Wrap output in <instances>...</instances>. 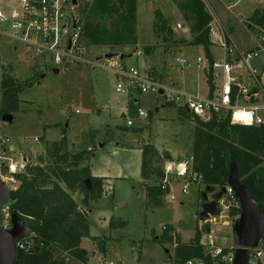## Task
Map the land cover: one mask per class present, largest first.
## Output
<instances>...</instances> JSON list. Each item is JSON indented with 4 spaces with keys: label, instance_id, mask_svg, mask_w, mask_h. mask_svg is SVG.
Returning <instances> with one entry per match:
<instances>
[{
    "label": "rangeland",
    "instance_id": "rangeland-1",
    "mask_svg": "<svg viewBox=\"0 0 264 264\" xmlns=\"http://www.w3.org/2000/svg\"><path fill=\"white\" fill-rule=\"evenodd\" d=\"M75 1L74 10L78 15L80 5L87 0ZM205 2L217 15H214V25L218 22L227 28L240 51L255 45L246 19L255 8H264V0ZM157 7L167 18L176 38H189L187 26L174 28L175 21L182 24V19L170 0H136V45L114 50L91 46L88 55L123 54L121 62L125 65L150 70L167 84L206 95L205 85L199 79L203 71L196 68L198 57L204 65L208 62L201 46L166 47L164 44L149 50L144 48L155 43L153 9ZM13 45L17 51H12V44L0 37V74L2 65L18 80L34 77L33 84L19 94V110L13 113L12 120L3 121L0 116V138L9 141L3 155L17 164L18 172L24 171L26 166L43 163L47 159V147L59 138L61 128H65L69 151L90 148L91 156L81 163H88L92 174L106 177L103 195L91 200L87 210L90 233L103 241L104 253L96 240L89 239L83 242V247L88 249L89 262L81 263L63 252L57 254V264H107L110 261L113 264H173V242L157 240L163 232L162 226L167 227V223L172 224L174 234L183 243L192 240L198 229L206 252L231 244V229L224 222L225 209L215 216V221L200 219L202 186L189 184L187 192L182 193V177L172 170L168 175L173 182L172 190L160 205L152 206L145 196L139 173V149L145 144L153 145L159 158L164 159L166 153L171 156L172 163L165 160L162 163H170L173 168L189 161L194 122L186 115L188 112L179 113L176 107L164 105L154 94L126 96L116 92L114 75L106 69L70 64L65 70L59 68L54 72L48 60L26 52L19 43ZM209 52L213 59H223V50L213 42ZM178 58L187 60L189 66L178 65ZM263 61L264 57L259 56L251 59L250 64L256 66V75L264 87ZM250 82L255 83L253 77ZM215 84L220 86L221 80L216 79ZM138 109L145 111L144 118L138 117ZM257 113L264 119V109ZM126 118L132 120L129 129H123ZM136 127L140 130H133ZM7 158L0 166L2 175L8 172L2 170L4 166L8 169ZM72 193L83 208L81 191ZM210 193L206 191L209 197ZM170 195L175 198L170 199ZM7 212L5 208L2 219L5 227H9ZM94 249L100 255L103 253L99 259L90 253Z\"/></svg>",
    "mask_w": 264,
    "mask_h": 264
},
{
    "label": "trees",
    "instance_id": "trees-1",
    "mask_svg": "<svg viewBox=\"0 0 264 264\" xmlns=\"http://www.w3.org/2000/svg\"><path fill=\"white\" fill-rule=\"evenodd\" d=\"M170 1L182 19V25L188 27L189 38H176L167 18L157 7L153 9L155 43L144 48L149 50L164 44L166 47L201 46L208 63H211L209 25L214 19L212 10L205 0ZM78 17L81 21L80 36L87 47L114 50L136 45V0H87L80 5ZM246 24L251 31L255 27L264 28V8H255L246 19ZM1 67L0 116L19 110V94L33 84L34 77L18 80L5 71L4 66ZM205 81L211 95L215 88L211 71L205 72ZM236 90L233 86L232 103H235ZM177 109L179 113L186 114L184 110ZM186 115L194 122L188 173L200 176L199 182L204 191L210 187L212 191L218 189V192L227 185L228 164L232 157L236 161L240 181L261 204L264 214V124L232 123L229 112L213 113L207 120ZM129 128L128 125L123 126V129ZM139 128L133 130L139 131ZM65 131L62 128L61 137L49 144L47 159L43 163L26 166L24 171L13 174L18 186L10 191L14 201L7 207V213L16 212L32 228L20 240L24 246L17 247L14 264H57V254L63 252L81 263H87V252L80 246L82 238L96 240L99 250L104 251L103 241L89 234L84 209L91 200L103 195L104 178L91 176L88 166L81 165L91 156L90 148L69 151ZM140 152L139 173L145 196L149 204L158 206L169 192L168 188L160 187L166 164L162 160L170 162L172 159L167 153L164 159L159 158V153L151 144L143 145ZM2 170L7 172V167H2ZM76 190L82 193L84 208H79L69 193ZM239 213V204L231 205L227 210L232 223L238 219ZM171 231L173 227L167 225L157 240L160 243H174L173 264H184L191 258L209 259L198 229L194 238L187 243L180 242L176 235L170 234Z\"/></svg>",
    "mask_w": 264,
    "mask_h": 264
},
{
    "label": "built area",
    "instance_id": "built-area-1",
    "mask_svg": "<svg viewBox=\"0 0 264 264\" xmlns=\"http://www.w3.org/2000/svg\"><path fill=\"white\" fill-rule=\"evenodd\" d=\"M73 0H0V37L9 42L21 44L26 52H31L35 57L54 66L53 69L64 70L70 64L91 65L110 71L115 78L114 88L116 92L133 96L136 94H154L159 97L163 104L174 106L185 111V106L189 109V114L207 120L213 113L229 112L232 123L241 125L264 124V119L257 113L264 109V99L258 103H248L250 97L259 91H252V88L238 81L236 72L238 69H245L255 80V88L260 90L264 97V92L256 79V68L250 64L251 59L259 56L264 57V28L255 27L250 30L255 45L249 49L240 51L233 43L230 33L223 25L216 23L214 19L209 25V36L211 41L223 50V59H213L211 63L203 64L202 59H196V68L211 71L213 81L221 80L218 90L209 95H200L198 92H190L174 84L156 78L150 70L140 69L136 66L125 65L121 62L120 54L91 57L88 55V47L82 41L81 21L74 10ZM174 28H182L183 25L175 21ZM16 50V47H14ZM44 57V58H43ZM177 64L189 66L187 60L177 59ZM235 86V103L231 102L232 88ZM161 91V93H159ZM241 98V101L239 99ZM242 102V103H238ZM145 111L138 109V117L144 118ZM126 125H132V120L126 118ZM8 139L0 138V166L4 165L3 153L8 149ZM6 175L0 174V179L7 185L10 191L18 186V180L13 176L17 171V164L10 158ZM189 161L180 162L176 167L170 163L164 166V176L161 180V189L168 188L170 193L171 181L169 173H174L182 177L181 192L186 193L189 184H198L200 176H195L187 171ZM180 168V169H179ZM225 192L216 198L219 211H227L231 205L238 204L233 190L228 186ZM174 199L173 195L169 196ZM166 229V226H162ZM171 231V235H175ZM23 247L20 241L17 247ZM247 264H262L264 258V240L256 246L247 248ZM209 259L191 258L184 264H227L234 259L235 246L215 247L208 251ZM107 264H113L109 262Z\"/></svg>",
    "mask_w": 264,
    "mask_h": 264
},
{
    "label": "water",
    "instance_id": "water-1",
    "mask_svg": "<svg viewBox=\"0 0 264 264\" xmlns=\"http://www.w3.org/2000/svg\"><path fill=\"white\" fill-rule=\"evenodd\" d=\"M72 2L75 4L76 1ZM111 55H116V53L106 54V56ZM120 57L122 58L123 55L120 54ZM53 71L57 72V69H53ZM185 111L189 112L187 106H185ZM12 118V113L1 115L3 121H11ZM226 183L233 190L240 207L238 219L232 223L231 227L232 245L235 246L234 259L227 264H247L249 257L247 248L254 247L264 240V214L261 211V204L251 196L246 186L240 181L237 164L232 157L228 164ZM206 191L212 192V189L207 187L202 193L203 202L199 216L203 221L208 220L210 216L219 215L216 198L225 192V187H221L211 199L207 196ZM13 201L14 198L11 197L10 190L0 179V264H14L18 242L32 230L31 226L24 222L16 212H12L9 216V227L2 224L3 211Z\"/></svg>",
    "mask_w": 264,
    "mask_h": 264
},
{
    "label": "crops",
    "instance_id": "crops-1",
    "mask_svg": "<svg viewBox=\"0 0 264 264\" xmlns=\"http://www.w3.org/2000/svg\"><path fill=\"white\" fill-rule=\"evenodd\" d=\"M205 1H207V0H205ZM211 7V6H210ZM212 12H213V10H212ZM213 14L214 15H216V13H214L213 12ZM217 16V15H216ZM214 18H215V16H214ZM10 44H12V46H11V50L12 51H17V47L15 46V45H13V43H11V42H9ZM14 47H16V50L14 49ZM252 48V47H251ZM251 48H249V49H251ZM249 49H247V50H249ZM123 55V54H122ZM264 62V61H263ZM254 66V65H253ZM255 68H256V66H254ZM263 67V66H262ZM262 69V68H261ZM203 71V73H200V81H201V83L203 82V84L205 85V88H206V94H207V90H208V87H207V84H206V81H205V73H204V70H202ZM257 71V70H256ZM57 72H58V70H57ZM33 74V73H32ZM236 76H237V79H238V81H240L241 83H244V84H246L248 87H250V88H252V91H259V92H257L256 94H254V96L252 95L251 97H250V99H249V101H248V103H258V102H261V101H263V99H264V97H263V95H262V93H260V90L258 89H256L255 88V83L253 84V83H251L250 82V79H251V76L249 75V73L245 70V69H243V68H240V69H238V71L236 72ZM250 78V79H249ZM256 79L258 80V82H259V85L261 86V88H262V91L264 92V87L262 86V84H261V82H260V79H258V76L256 75ZM199 81H198V79H196V83H198ZM200 83V84H201ZM214 86L216 87V90H218V86H216V84H214ZM251 99H254L255 101L254 102H252L251 101ZM134 101H137V99L136 98H134L133 99ZM238 103H242V102H238ZM157 110V109H156ZM121 116H123L124 117V114H121ZM62 132V128H61V131H60V136H59V138L61 137V133ZM65 133H66V131H65ZM58 138V139H59ZM57 139V140H58ZM139 151H140V149H139ZM141 153V152H140ZM170 163H172V162H170ZM81 165H83L82 163H81ZM84 165H87L88 166V163L87 164H84ZM89 168V167H88ZM89 173H90V175L91 176H97V175H94V174H92L91 172H90V170H89ZM99 177H103L104 178V186H105V179H106V177H104V176H99ZM140 180H141V178H140ZM142 182V181H141ZM173 183V182H172ZM172 183H171V185H170V192H171V190H172ZM197 186H198V188H200V186L201 185H198L197 184ZM70 194H71V196H72V198L75 200V198H74V195H73V193L72 192H69ZM216 193V191H212L211 193H210V199L213 197V195ZM76 201V200H75ZM76 203L78 204V207L80 208V204L76 201ZM84 208V207H83ZM86 208V209H85ZM84 209H85V211H86V213H87V210H88V206L87 207H85ZM221 211H219V213H220ZM87 216H88V213H87ZM215 217H209V219L208 220H213V221H215ZM224 219H225V221L224 222H227L228 224H229V227H230V229H231V227H232V221L230 220V218H229V216H228V214H226L225 215V217H224ZM208 220H205V221H208ZM167 224H169L170 226H172V224L171 223H167ZM88 226H89V224H88ZM173 227V226H172ZM173 229H174V227H173ZM175 230V229H174ZM208 231H209V229H208ZM89 234L91 235V236H93V237H97V236H94V235H92L91 233H90V227H89ZM158 237V236H157ZM86 240H89V238H82L81 239V241H80V246L82 247V248H84L85 250H86V252H87V257L88 258H90L89 257V255H88V249H86L85 247H83V242L85 243V242H87ZM92 243V242H91ZM230 245H232V242H231V244H229L228 246H230ZM172 246H173V250H174V243L172 244ZM227 247V246H226ZM104 248H105V246H104ZM105 250V249H104ZM92 255H93V257H95V258H97V259H99V256H101L103 253H104V251H103V253H101V255L100 254H98V252H97V250L96 249H94L93 251H91L90 252ZM173 255V254H172ZM89 260L90 259H88V262H89ZM111 262V261H110ZM109 263V262H108Z\"/></svg>",
    "mask_w": 264,
    "mask_h": 264
},
{
    "label": "bare ground",
    "instance_id": "bare-ground-1",
    "mask_svg": "<svg viewBox=\"0 0 264 264\" xmlns=\"http://www.w3.org/2000/svg\"><path fill=\"white\" fill-rule=\"evenodd\" d=\"M180 169V168H179Z\"/></svg>",
    "mask_w": 264,
    "mask_h": 264
}]
</instances>
